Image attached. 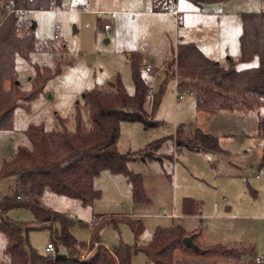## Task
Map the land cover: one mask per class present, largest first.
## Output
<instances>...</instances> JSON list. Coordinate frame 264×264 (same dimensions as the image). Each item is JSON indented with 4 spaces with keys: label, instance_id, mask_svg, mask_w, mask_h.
I'll use <instances>...</instances> for the list:
<instances>
[{
    "label": "rangeland",
    "instance_id": "374dc122",
    "mask_svg": "<svg viewBox=\"0 0 264 264\" xmlns=\"http://www.w3.org/2000/svg\"><path fill=\"white\" fill-rule=\"evenodd\" d=\"M162 0H61L49 9L25 11V24L32 28L35 49L27 57L14 56L15 82L21 91L33 86L39 72L50 74L42 89L27 103L16 105L10 130H0V164L8 159L19 144H26L24 130L30 124H40L46 130L63 126L72 130L76 112L85 124L88 109L82 92L92 88H107L119 79L132 94L135 85L129 53H139L140 76L154 90L162 80L164 63L175 52L178 42L194 37L213 44L202 49L208 57L225 63L240 54L242 11H259L264 0H229L197 6L190 0L170 2L167 10L176 5L179 16L169 12H154ZM164 3V2H162ZM0 2V22L3 19ZM5 7V5H4ZM105 23L111 25L106 31ZM58 25L57 37L54 26ZM18 35L20 30H15ZM200 44V43H199ZM150 65L152 71L145 70ZM257 57L238 62L235 69L256 66ZM176 79H169L161 101L152 111L149 96L144 109L156 126H144L137 121H121L117 140L120 152L143 148L147 143L163 138L158 149L163 160L130 161L128 168L142 176L148 202L134 203L131 186L122 174L101 171L93 179L100 196L84 205L79 199L45 189L34 202L45 208L70 216V229L79 241L90 240L93 227L101 220L115 217V224H107L97 231V239L107 248L119 243H144L156 227L181 224L189 231H200L197 250L215 244L244 247L239 262L251 258L264 264V167L260 165L263 140L258 123L264 116V106L254 109H199L192 93L179 98ZM10 85L5 82V88ZM152 114V115H151ZM198 127L213 134L219 149L214 151H177L172 135L178 126ZM168 155L173 156L172 160ZM12 178H0V194L12 190ZM184 199L200 203V213L183 214ZM9 216L31 226L33 213L28 207H15ZM100 215V218H97ZM125 217V218H124ZM127 218L139 219L143 231L138 239ZM193 235V233H192ZM30 245L40 254L50 241L46 228H32L28 234ZM2 239V236H1ZM59 253H65L62 245ZM175 256H189L178 249ZM221 259L222 257H218ZM217 259V258H215ZM257 262V261H256ZM131 264H150L142 252L132 256Z\"/></svg>",
    "mask_w": 264,
    "mask_h": 264
},
{
    "label": "trees",
    "instance_id": "16d2710c",
    "mask_svg": "<svg viewBox=\"0 0 264 264\" xmlns=\"http://www.w3.org/2000/svg\"><path fill=\"white\" fill-rule=\"evenodd\" d=\"M190 1L201 5L226 0ZM0 2L3 3L2 10L5 4L17 10L15 13L3 12L0 22V130H10L15 106H27L50 74L49 68L44 67L45 74L38 72L28 91H21L14 81L15 54L27 57L36 44L32 24H23L20 33H15V26L21 17L19 11L49 9L59 5L61 0ZM154 10L160 9L155 7ZM240 18V54L236 59L227 58L223 64L205 55L194 42H178L173 56L164 63L161 82L151 90L140 76L139 53L131 52L129 57L134 93H128L122 82L115 79L105 89L92 88L82 92V99L88 109L87 124L76 112L72 130L66 129L60 119L61 128L46 130L40 124H30L24 130L27 143L17 145L12 155L0 164V178L13 179L11 192L0 194V264H131L132 256L137 252H142L150 264H260L254 258L245 263L239 262L246 249L244 247L215 244L197 250L184 245L182 239L192 235V232L178 223L169 227H156L144 243H119L107 248L96 234L102 226L116 223L117 219L111 217L94 225L90 240L79 241L70 231L74 223L70 216L34 202L35 197L49 189L77 198L84 205L91 204L100 196L99 190L93 186V179L103 170L122 174L126 178L131 186L134 203L148 202L141 174L129 169L128 163L134 160L162 161L164 158L158 149L163 138L153 140L138 150L126 152L117 149V140L121 121H137L146 127L160 123L150 119V114L144 109V101L149 96L152 111H155L169 79H176L178 93L185 90L193 93L199 109L211 110L221 105L243 109L264 106V8L243 11ZM254 57L258 59L256 66L235 69L236 63L248 62ZM6 81L10 82L8 88H5ZM258 128L263 140L260 165L264 167V116L260 117ZM169 137L177 151L219 149L213 134L195 126H178ZM172 157L168 155V159L172 160ZM15 207H28L33 213L35 226L11 218L8 212ZM200 207L199 202L184 199L182 212L200 213ZM127 221L135 239H138L143 231L141 220L127 218ZM40 227L46 228L50 234L49 242L54 246V252L48 253L52 254H40L29 243V231ZM58 245L64 246L66 252L59 253ZM178 249L189 256H175L174 252Z\"/></svg>",
    "mask_w": 264,
    "mask_h": 264
},
{
    "label": "built area",
    "instance_id": "2783aa9c",
    "mask_svg": "<svg viewBox=\"0 0 264 264\" xmlns=\"http://www.w3.org/2000/svg\"><path fill=\"white\" fill-rule=\"evenodd\" d=\"M4 10H6L7 13H15V12H17V10L14 9L10 4H5ZM24 12H25V10H21V11H19L21 17H20V19L18 20V22H17V24H16V26H15V30H17V31L20 30V28H21V26H22L23 24H25L26 19L22 16V15H24ZM172 13L176 15V14H177V10H176V9H173V10H172ZM103 27H104V29H105L106 31H109V30L112 28L111 25H110L109 23H105V24L103 25ZM58 29H59V26H58V25H55V26H54V30H55L54 37H55V38L57 37V31H58ZM144 68H145V70H146L147 72H151V71H152L151 66H150L149 64L146 65ZM183 93H187V91L185 90L184 92L179 93V94L177 95V97L180 98V97L182 96ZM45 250H46L47 252H54V246L52 245V243H50V242L47 243V245H46V247H45ZM256 261L259 262L260 260L257 259Z\"/></svg>",
    "mask_w": 264,
    "mask_h": 264
},
{
    "label": "crops",
    "instance_id": "0c3cea01",
    "mask_svg": "<svg viewBox=\"0 0 264 264\" xmlns=\"http://www.w3.org/2000/svg\"><path fill=\"white\" fill-rule=\"evenodd\" d=\"M154 0H152V2H153ZM226 1H229V0H226ZM170 2H174V4L176 3V0H170V1H168V2H164V3H162L161 2V8H158V9H160V10H157V11H155L154 10V8L152 9V11H154V12H169V13H171V14H173L172 13V10L173 9H176L177 10V7H176V5H174L170 10H167V5L170 3ZM168 3V4H167ZM193 3V2H192ZM205 4V3H204ZM195 5H197V4H195ZM203 4H201V5H197V6H202ZM243 12V11H242ZM241 13V12H240ZM174 16H179V12H178V10H177V14L175 15V14H173ZM182 42H194L198 47H199V49L203 52V50L202 49H204V48H206L207 49V47L210 49V48H213L214 46H213V44H211V43H207L204 39H202V42H200V40H198V39H195L194 37H189V40H186V41H182ZM200 43V44H199ZM204 53V52H203ZM193 94V93H192ZM194 95V94H193ZM198 152H200V151H198ZM186 215V214H185ZM188 215V214H187ZM185 228V227H184ZM186 229V228H185ZM187 230V229H186ZM187 231H189V230H187ZM189 232H192L193 233V235H194V237L197 239V240H199L200 241V238H199V236H200V231H189ZM200 243H202L201 241H200Z\"/></svg>",
    "mask_w": 264,
    "mask_h": 264
},
{
    "label": "water",
    "instance_id": "95a60500",
    "mask_svg": "<svg viewBox=\"0 0 264 264\" xmlns=\"http://www.w3.org/2000/svg\"><path fill=\"white\" fill-rule=\"evenodd\" d=\"M31 27L33 28L34 27V24L32 23ZM17 83V82H16ZM182 243L186 246H191L195 249H197V246L196 244L193 242V236L192 235H189V236H185L183 239H182Z\"/></svg>",
    "mask_w": 264,
    "mask_h": 264
}]
</instances>
